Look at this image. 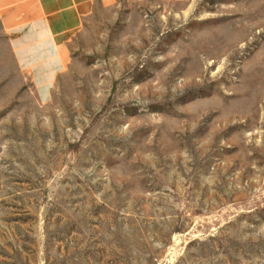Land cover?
Instances as JSON below:
<instances>
[{
  "label": "rangeland",
  "instance_id": "374dc122",
  "mask_svg": "<svg viewBox=\"0 0 264 264\" xmlns=\"http://www.w3.org/2000/svg\"><path fill=\"white\" fill-rule=\"evenodd\" d=\"M49 86L0 15V264H264V0H105Z\"/></svg>",
  "mask_w": 264,
  "mask_h": 264
},
{
  "label": "crops",
  "instance_id": "0c3cea01",
  "mask_svg": "<svg viewBox=\"0 0 264 264\" xmlns=\"http://www.w3.org/2000/svg\"><path fill=\"white\" fill-rule=\"evenodd\" d=\"M105 0H0V15L18 68L49 86L67 62L65 43L93 6Z\"/></svg>",
  "mask_w": 264,
  "mask_h": 264
}]
</instances>
